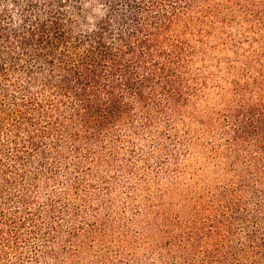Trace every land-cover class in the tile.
<instances>
[{"label": "trees", "instance_id": "trees-1", "mask_svg": "<svg viewBox=\"0 0 264 264\" xmlns=\"http://www.w3.org/2000/svg\"><path fill=\"white\" fill-rule=\"evenodd\" d=\"M224 50L220 80L195 71ZM210 94L229 178L203 209L253 214L245 246L114 204ZM0 264H264V0H0Z\"/></svg>", "mask_w": 264, "mask_h": 264}, {"label": "rangeland", "instance_id": "rangeland-1", "mask_svg": "<svg viewBox=\"0 0 264 264\" xmlns=\"http://www.w3.org/2000/svg\"><path fill=\"white\" fill-rule=\"evenodd\" d=\"M242 49L249 47L244 44ZM233 56L228 50L218 54L208 51L206 59L196 58L194 69L201 75L220 80L224 76L223 67ZM188 107L196 112L195 116H187L185 107L178 115L168 116L169 125L158 127L166 145L155 151L145 148L148 162L137 163L140 173L114 191L116 209L127 217L139 213L140 220L151 211L149 216H157L159 229L170 231L175 239L185 241L189 219L201 222L207 218L206 224L219 229L227 247L245 246L256 221L253 214L231 213L224 217L215 207L206 212L203 209L210 203L214 190L229 178L223 165L224 157L213 154L214 146H225L220 130L224 116H211L210 111H217L222 105L210 94ZM137 227L142 229L143 222ZM213 236L219 241L216 234ZM151 240L160 242L161 232L155 233Z\"/></svg>", "mask_w": 264, "mask_h": 264}]
</instances>
